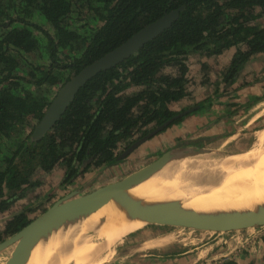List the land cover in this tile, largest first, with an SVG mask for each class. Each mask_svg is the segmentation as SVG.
<instances>
[{"label": "trees", "instance_id": "16d2710c", "mask_svg": "<svg viewBox=\"0 0 264 264\" xmlns=\"http://www.w3.org/2000/svg\"><path fill=\"white\" fill-rule=\"evenodd\" d=\"M179 7L169 29L96 75L51 129L33 137L54 98L50 92ZM262 18L264 0H0V215L42 186L37 173L61 169V183H72L118 162L135 132L145 135L228 95L246 64L264 53ZM224 53H230L229 63L212 82L223 85L222 93L216 89L205 101L179 108L194 86L189 63ZM201 66L200 81L208 87L211 70L207 62ZM30 212L8 219L0 242L27 226Z\"/></svg>", "mask_w": 264, "mask_h": 264}, {"label": "rangeland", "instance_id": "374dc122", "mask_svg": "<svg viewBox=\"0 0 264 264\" xmlns=\"http://www.w3.org/2000/svg\"><path fill=\"white\" fill-rule=\"evenodd\" d=\"M261 22L264 23V18L260 19ZM224 55H226L224 53ZM227 57V56H224ZM35 59L34 57H32ZM225 58L223 56L217 57L215 60L210 59V64L213 63L215 68H218L215 72L212 74L208 72V75L210 77H207L206 81L209 86H202V81L195 82V79H200L202 77V63H198V61H192L189 63L190 65V79H193V89L190 90V95L188 98L181 101L177 106L179 108H190L193 105H196L200 101H205L209 96H213L214 91L217 89V93H222L223 85L220 83L214 84L212 83L217 77L214 76V74L220 73V69L224 70L225 67H221L222 64L225 62ZM256 60V61H255ZM264 60H257V58L251 59L246 66L243 69H246V67L250 66L249 74L243 75L242 72L239 76V78H242V83L238 86L235 84L228 88V95H224L222 97H219L215 99L212 102H204L201 109H195L194 112H191V116H205L206 118L208 115H216L214 119L210 121V123H207L206 126L200 128V133L202 136H204L206 133H209L213 131L210 129V125L222 123L225 125L222 129L219 131L220 134H216L213 136L205 135L206 139L208 137H212L210 143V139L206 141L204 150H213V151H224L228 154L232 155L233 157L240 158L245 155L246 152L251 150L253 148V144L256 141L255 132L258 131L261 128H264ZM210 64L208 65L210 67ZM262 64V65H261ZM195 71V73H194ZM243 75V77H242ZM251 79L248 80L250 77ZM247 76V78H246ZM73 77V76H72ZM203 80V78H202ZM201 82V83H200ZM256 84L257 87L260 89V93L257 92L259 95L253 97L251 100H246L245 95H248V92H246L247 86L249 84ZM244 90L241 91L240 90ZM248 90V88H247ZM53 92H50L47 96H55V94H52ZM237 93V94H236ZM214 99V98H213ZM223 100L225 101L229 100L230 103L222 106L221 104L219 107H216V111H214V106L217 102V100ZM205 117H202V121L205 120ZM225 117L224 121L222 122V118ZM185 119V118H184ZM200 119V120H201ZM198 120V119H197ZM187 122V121H185ZM183 122V124L179 123L175 125V128H173V133L176 131V128L179 130V132L176 134V136H173L166 141L163 139L159 140V137H152V139L148 142H145L143 145L138 147L136 150H134L129 156L126 158L115 162L109 166H106L104 168L94 170L86 175L84 179H78L76 181H73L72 183L63 184L62 182V176L63 171L61 169H56L53 172H51L48 175H45L43 173H37L36 178L41 179L42 186L36 188L26 199H21L20 201L15 202V204L12 206L11 210L5 212V214L0 215V230L3 228L7 216L12 213L16 212L19 209L22 210H28L32 212V217H38L41 215V211L44 209L50 208L53 203L67 197L68 195L77 192V198L82 197L86 195L89 192L95 191L107 184L117 182L122 178H125V176H128L132 172H135L136 170L142 168L145 165H148L152 161H154L156 158L160 157L162 153H164L168 149H173L174 147L178 146L179 142H183V140L175 142L176 139H183L185 134H188L189 132H186V125L187 123ZM191 125V129H197V124ZM181 124V125H180ZM177 126V127H176ZM183 126V132L182 127ZM197 131V130H196ZM218 131V132H219ZM172 133V134H173ZM191 134V133H190ZM188 134V136L190 135ZM199 137H202L198 135ZM204 136V137H205ZM139 136L137 135L136 138ZM193 136L190 135V139H192ZM233 138V139H232ZM197 139V138H196ZM170 140V141H169ZM186 142H189L188 140ZM185 143V142H184ZM195 143H193L194 145ZM185 145V144H183ZM125 146V145H124ZM188 146V145H186ZM219 147V148H218ZM218 149V150H217ZM126 150V149H125ZM122 150L120 151L123 153ZM193 148H185V149H179V153H182V151H192ZM118 156V157H119ZM62 171V175L60 176L59 173ZM74 197V198H76ZM252 228L255 229V227H246L243 229ZM84 229V228H83ZM214 227H200V226H194L190 223L185 222H175V223H166V224H148L144 227L140 228L135 231V233H131L127 236L125 239L122 238V242L120 245H117L114 243V239L112 236L109 237L108 243L104 246L102 245L103 241V235H96L92 231H86L84 229V234H80L81 231L78 229L75 231L77 234L73 237H71L72 243L70 242L68 244V250L69 252L72 251V259L70 256H68L66 259L64 258V262L62 264H99L101 260L104 261L102 264H120L123 262L118 261L115 263L112 260H108L109 258L114 257V253L118 250L119 252H123L126 247H129V250L134 253L133 259H139L141 254V243L143 244H150L157 241H163L168 242L166 245V251L165 254L161 255V259H163L164 264L171 263L172 260L180 259L181 255H189L192 258H195L196 260H201L199 257V254L205 250V247L211 246L210 248H213L216 250H219L221 247H225L226 245L228 247L229 251H233L237 254V250L240 249V246L249 241L252 237V234H248V232H241L236 231L234 233H230V235H225L229 233L230 231H218L213 230ZM253 231V230H252ZM74 232V233H75ZM179 233V234H177ZM221 233V234H220ZM255 233V232H252ZM250 235V236H249ZM10 237V236H9ZM8 238V237H7ZM129 240V243L126 244V241ZM27 239H22L18 241L17 243L13 244L9 248L5 249L4 251L0 252V262L3 264H6L7 262H11L16 260L22 251L25 249ZM127 245V246H126ZM136 245V246H133ZM157 245V244H156ZM152 245L147 247L149 254H157L158 251L157 246ZM206 245V246H205ZM217 245V246H216ZM104 246V247H103ZM205 246V247H203ZM92 249V252L90 251ZM90 251V253H89ZM113 252L114 253H109ZM176 253V254H173ZM216 253V252H215ZM214 255L216 256V254ZM226 253V250H225ZM173 255V256H171ZM220 255V254H218ZM122 256V255H121ZM116 257V256H115ZM222 258V257H221ZM130 257L127 259L129 260ZM203 259V258H202ZM108 260V261H106ZM116 261V260H115ZM124 261V260H123ZM201 262V261H200ZM205 262L202 260L201 264H204Z\"/></svg>", "mask_w": 264, "mask_h": 264}, {"label": "bare ground", "instance_id": "6f19581e", "mask_svg": "<svg viewBox=\"0 0 264 264\" xmlns=\"http://www.w3.org/2000/svg\"><path fill=\"white\" fill-rule=\"evenodd\" d=\"M255 136L253 148L240 158L213 150L184 153L169 161L147 182L118 188L103 206L68 223L45 251L34 254L29 264H62L64 258L72 259V251L67 250L77 229L81 235L84 229L103 235L105 246L110 236L120 241L125 235L161 220L143 203L129 198L132 196L158 207L174 208L212 205L242 208L263 202L264 128L256 131Z\"/></svg>", "mask_w": 264, "mask_h": 264}, {"label": "water", "instance_id": "95a60500", "mask_svg": "<svg viewBox=\"0 0 264 264\" xmlns=\"http://www.w3.org/2000/svg\"><path fill=\"white\" fill-rule=\"evenodd\" d=\"M181 11L182 7H179L165 13L154 22L144 26L142 29L134 33L118 47L84 66L78 73L73 75V77L65 82L56 92L42 118L35 126L33 137L42 136L55 125L64 114L78 91L86 85V83L96 77L99 73L117 67L130 56L135 54L146 43L153 40L163 31L169 29L172 24L178 20ZM194 109H196V107L179 113L164 122L162 125L155 127L148 134L132 143L122 154H120L117 161L126 158L135 149L143 145L144 142L164 130L169 129V126L174 121L188 115ZM182 146L183 144L180 147ZM178 151L179 148L168 149L149 165L129 174L118 182L105 185L82 197L77 198L76 196L78 194L77 192H74L55 202L50 208L32 220L19 232L6 238L0 243V252H2L23 238L27 239L25 249L20 256L16 260L7 262L6 264H29L34 254L39 251H45L49 243L55 237L61 235L64 227L68 223L81 214L88 213L103 206L110 200L118 188L125 189L131 184H143L159 171L163 170L166 164L176 158L177 155L192 152L202 153L203 150L194 149L192 151H182V153H179ZM127 196L129 197L128 194ZM129 198L140 201L148 209L161 217V220L154 224L185 222L204 228L214 227L213 230L224 232L246 227L264 226V201L255 205H246L242 208L220 205H212L205 208L201 206L174 208L171 206L158 207L133 196Z\"/></svg>", "mask_w": 264, "mask_h": 264}, {"label": "crops", "instance_id": "0c3cea01", "mask_svg": "<svg viewBox=\"0 0 264 264\" xmlns=\"http://www.w3.org/2000/svg\"><path fill=\"white\" fill-rule=\"evenodd\" d=\"M230 53H225L226 55L222 54L223 58H225L226 60H225L224 64H222L221 67H225V66L227 67V65L229 63V60H230V57H231L230 56ZM224 56H227V57H224ZM256 58H257V60H259V59L260 60L261 59L264 60V53L259 54L258 56H256ZM209 60L207 61L204 58V59H201V61L199 63L207 62L208 65H209L210 64V61ZM213 66H214V64L211 63L210 64V70L213 71V73H216L215 71L218 68H215ZM250 66L246 67V69L243 72L244 73L243 75H248L249 74V72H250L249 71ZM220 70L222 71V69H220ZM194 73H195V71H194ZM243 75H242V77H243ZM249 77H250V75H249ZM246 78H247V76H246ZM241 79L242 78H239L238 77V79H237V81L235 83L236 86L237 85L239 86L242 83V80ZM250 79H251V77L248 80H250ZM194 81L195 82H199L200 79H195ZM231 88H233V87H231ZM247 88H248V90H247ZM247 88L244 89V90H246V92H248V95H245L244 96L245 97L244 101L251 100V99H253V97L259 95L257 92L260 93V90H259L260 88L257 87L256 84H254V83L253 84H249L247 86ZM244 90L242 89V90H240V92L241 91H244ZM230 102L231 101H229V100L225 101V99H223V100H219L218 99L217 102H216V104H215V106H214V111L217 112L216 111V109H217L216 107H219L220 104L222 106H224V105H226V104H228ZM202 117H205V116H202V115H199V116L198 115L197 116H191V115H189L187 118H185L181 122V124H183V122H185V120H186L187 121V122H185V123H187V125H186V129L187 130H186V132L193 131V130L196 131L197 130V134H198L199 131H200V128L206 126L207 123H210V121L212 119H214L216 117V115H208V117H210V118H206L205 117V120H203V121L201 119ZM224 119H225V117L222 118V122L224 121ZM197 121H199V123L197 124L198 126L196 127L197 129H191V125H195L197 123ZM177 126H179V125H177ZM224 126H225L224 124L222 126V123L214 124V122H213V125H210L209 126L210 129H212L213 131H211L209 133H206L205 135L213 136V135H216V134H220L221 132L219 130L222 129ZM181 127H182V132H183V126H181ZM173 128H175V125H173L172 127H170L165 133L160 134L158 136L159 137V140L160 139H163L164 141H166L167 139H169V138H171L173 136H176V134L179 132V130L176 128V131L173 133V130H172ZM59 175L60 176L62 175V171L59 173ZM236 231L250 232L252 234V236H253L252 237L253 241L251 242V244H249L247 246V245H244V243H243L240 246L241 249L239 251H237V254L236 253L231 254L233 251H229L228 250V247L226 245H224L225 247H221L219 250H216V251H215V249L210 248L211 246L205 247L206 246L205 245V246H203V247H205V250L202 251L199 254V257L201 258V260H196L195 258H192L189 255H184V256L181 255L180 259H176V260L174 259L169 264H201L202 260L205 262L204 264H219L222 261H225L227 264H229V262H228L229 260L228 259L231 258L232 255H236L234 257V260H233L234 261V264H264V233L261 234V232L259 231L258 228H255V229H252V228L236 229ZM236 231L231 230L229 233H227L225 235L226 236L227 235H230V233H234ZM252 232H255V233H252ZM177 234H179V233H177ZM122 240L123 239H121L120 241H115L114 240V243L117 244V245H120V243L122 242ZM163 241H157V242H153V243H150V244H143L144 245V249H141V253L142 254L140 255V258L139 259H133L131 257L129 260H127L131 256V254L130 255H126L125 258L121 259L120 262H123V263H120V264H164L163 259H161L162 258L161 257V254L162 253H165V251H166V245L169 246V244H167L168 242L161 243ZM152 245H156L157 246V249L156 250L159 252L158 255L156 253L155 254H148V250L150 251L149 248ZM147 247H149V248L147 250H145ZM225 250H226V253H225ZM108 252L109 253H114V251L113 252L108 251ZM214 253L216 254V256L214 255ZM218 254H220V255H218ZM108 260H106V261H108ZM102 263H104L103 260H101L99 262V264H102ZM166 264H168V263H166Z\"/></svg>", "mask_w": 264, "mask_h": 264}, {"label": "flooded vegetation", "instance_id": "af4514ba", "mask_svg": "<svg viewBox=\"0 0 264 264\" xmlns=\"http://www.w3.org/2000/svg\"><path fill=\"white\" fill-rule=\"evenodd\" d=\"M190 114H188L187 116H185V118H187L188 116H189ZM186 121V120H185ZM155 128V127H154ZM154 128H152V129H150V130H147V132H150L151 130H153ZM168 129H166V130H164L163 132H161V133H159V134H157L156 136H159L160 134H162V133H165L166 131H167ZM194 131V130H193ZM189 131V133L188 134H190V135H192L193 136V138L192 139H190V135L188 136V134H185V136H184V138L183 139H176L175 141H174V143L175 142H178V141H181V140H183V142H179L178 143V146L177 147H174L173 149H185V148H190V149H199V150H204V149H202V148H204V146L203 145H205V143H207L206 141H208L209 139V141H210V143H214V142H216V141H219V140H216V141H214V142H211V139H212V137H208L207 139H206V136L204 137V136H202V134L200 133V131H199V133L197 134V131ZM148 134V133H147ZM139 136L138 138H136V136ZM146 135V134H145ZM198 135H200V136H202V137H199ZM144 135L143 134H141L140 132H135V134H134V136H133V138H132V142L131 143H129L127 146H122L121 148H120V150H119V153H121L120 151H122V150H125V149H127L132 143H134L135 141H137L138 139H140L141 137H143ZM156 136H154V137H156ZM197 138V139H196ZM152 139V138H151ZM151 139H149L148 141H150ZM189 141V142H186V141ZM148 141H146V142H148ZM185 142V143H184ZM145 143V142H144ZM143 143V144H144ZM193 143H195L194 145H193ZM182 144H185V145H183L182 147H180ZM186 145H188V146H186ZM136 150V149H135ZM206 151V150H205ZM124 152V151H123ZM157 159V158H156ZM155 159V160H156ZM154 160V161H155ZM153 162V161H152ZM151 162V163H152ZM150 164V163H149ZM148 164V165H149ZM146 166V165H145ZM144 167V166H143ZM101 168H104V167H100V168H92L89 172H87V173H85V175H83L82 177H80V178H78V179H84L85 177H86V175L87 174H89L90 172H92V171H94V170H98V169H101ZM139 170V169H138ZM138 170H136V171H138ZM133 173V172H132ZM126 177V176H125ZM78 179H76V180H78ZM123 179V178H122ZM122 179H120V180H122ZM75 180V181H76ZM119 180V181H120ZM118 182V181H117ZM113 183H115V182H113ZM111 184V183H110ZM108 185V184H107ZM28 195H30V194H28ZM28 195L25 197V198H23V199H26L27 197H28ZM27 200V199H26ZM54 204V203H53ZM11 210V209H10ZM20 210H22V209H19L18 211H16V212H12V213H10L8 216H7V220L6 221H8V219H11V217L14 215V214H16V213H18ZM28 210H31V209H28ZM47 209H44L43 211H41L42 213H44L45 211H46ZM24 211V210H23ZM26 211V210H25ZM41 213V214H42ZM5 214V213H4ZM31 214H32V212H30V214H29V217H30V219H31V221L32 220H34L35 218H37V216L36 217H32L31 218ZM3 215V214H2ZM6 223V222H5ZM255 228H258L259 229V231L261 232V234H263L264 233V226H258V227H255ZM3 229V228H2ZM2 229L0 230V232H2ZM137 232V231H136ZM135 233V232H134ZM248 234H250V232H248ZM250 236V235H249ZM253 237V236H252ZM252 237L250 238V240L249 241H247V242H245L244 243V245H249V244H251V242L253 241V239H252ZM125 239L127 238V236L126 237H124ZM6 238H4L3 240H5ZM1 243V242H0ZM126 244H131V242L129 243V240L128 241H126ZM127 246V245H126ZM133 246H136V245H133ZM142 247L141 249H144V245H143V243H141V245H139L138 247ZM240 249H241V247H240ZM240 249H238L237 251H239ZM145 250H147V248L145 249ZM144 253V252H143ZM131 254V256H130V258L132 257L133 258V255H134V253L131 251V249L129 250V247H126V249H124V251L122 252H119L118 250L114 253V257H112V258H109V261L110 260H112V262L114 261L115 263H117L118 261H121V259H123V258H125V256L126 255H130ZM142 254V253H141ZM140 254V255H141ZM149 254V253H148ZM162 254H165V253H162ZM161 254V255H162ZM173 254H176V253H173ZM231 254H234V252H232ZM122 255V256H121ZM116 256V257H115ZM171 256H173V255H171ZM236 255H232L231 256V258H229L228 260V262H229V264H234V257H235ZM140 258V257H139ZM116 260V261H115ZM219 264H227L225 261H222L221 263H219Z\"/></svg>", "mask_w": 264, "mask_h": 264}]
</instances>
